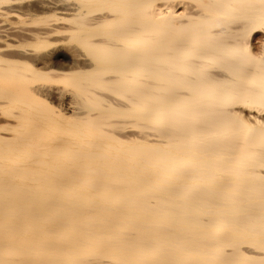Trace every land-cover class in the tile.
<instances>
[{
    "label": "bare ground",
    "instance_id": "6f19581e",
    "mask_svg": "<svg viewBox=\"0 0 264 264\" xmlns=\"http://www.w3.org/2000/svg\"><path fill=\"white\" fill-rule=\"evenodd\" d=\"M0 264H264V0H0Z\"/></svg>",
    "mask_w": 264,
    "mask_h": 264
}]
</instances>
